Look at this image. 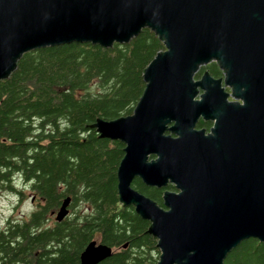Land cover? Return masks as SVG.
I'll return each mask as SVG.
<instances>
[{"label": "water", "instance_id": "1", "mask_svg": "<svg viewBox=\"0 0 264 264\" xmlns=\"http://www.w3.org/2000/svg\"><path fill=\"white\" fill-rule=\"evenodd\" d=\"M144 29L164 50L144 69L132 114L91 127L124 146L118 200L149 223L155 264H224L245 240L264 246V0H0V81L30 51L110 48ZM210 63L223 78L205 71L196 79ZM200 119L213 123L207 134ZM135 178L174 191L163 192L159 207L132 188ZM111 255L91 241L78 264Z\"/></svg>", "mask_w": 264, "mask_h": 264}, {"label": "trees", "instance_id": "2", "mask_svg": "<svg viewBox=\"0 0 264 264\" xmlns=\"http://www.w3.org/2000/svg\"><path fill=\"white\" fill-rule=\"evenodd\" d=\"M163 50L147 29L110 48L63 44L23 54L0 81V190L22 197L14 190L18 178L35 201L27 219H7L0 229V264H78L96 240L112 249L99 264L157 262L149 223L118 200L124 146L91 126L132 114L145 87L143 71ZM204 70L222 77L215 63ZM208 125L200 121L198 128ZM132 188L162 207L164 189L148 188L138 178ZM67 197L68 215L56 222L52 217ZM224 264H264V246L245 240Z\"/></svg>", "mask_w": 264, "mask_h": 264}, {"label": "rangeland", "instance_id": "3", "mask_svg": "<svg viewBox=\"0 0 264 264\" xmlns=\"http://www.w3.org/2000/svg\"><path fill=\"white\" fill-rule=\"evenodd\" d=\"M14 190L22 192V197H19L15 191L0 190V229L4 227L7 219L17 221L27 219L35 208V201L31 199L32 193L18 178L14 180ZM96 242L98 243L97 240Z\"/></svg>", "mask_w": 264, "mask_h": 264}, {"label": "flooded vegetation", "instance_id": "4", "mask_svg": "<svg viewBox=\"0 0 264 264\" xmlns=\"http://www.w3.org/2000/svg\"><path fill=\"white\" fill-rule=\"evenodd\" d=\"M211 64V63H210ZM209 65V64H208ZM206 67V66H205ZM205 67H203V68H201L200 70H199V72L197 73V75L198 76H196V79H199L200 78V75L203 73V72H207V70H204V68ZM221 71V70H220ZM222 73V72H221ZM209 74V73H208ZM221 78H223V73H222V77H219L218 79H221ZM224 91L225 92H227V93H230V90L227 88V87H224ZM233 101V99L231 98V97H229L228 98V102H232ZM200 121H202V122H204L205 124H210V125H208L209 127L207 128V129H205V128H198V123L200 122ZM198 123H197V129L198 130H204L205 131V133L207 134L208 132H209V130H210V128L212 127V125H213V123H209V122H205V121H203V120H199L198 121ZM151 158V157H150ZM165 190H167L166 188L164 189V191ZM167 191H169V190H167ZM173 191H174V189H173ZM32 212V211H31Z\"/></svg>", "mask_w": 264, "mask_h": 264}]
</instances>
